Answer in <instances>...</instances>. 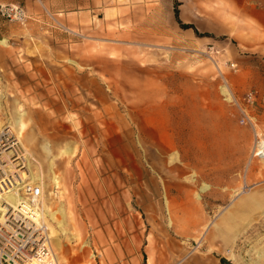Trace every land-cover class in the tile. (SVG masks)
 <instances>
[{
  "label": "rangeland",
  "instance_id": "374dc122",
  "mask_svg": "<svg viewBox=\"0 0 264 264\" xmlns=\"http://www.w3.org/2000/svg\"><path fill=\"white\" fill-rule=\"evenodd\" d=\"M178 1L210 36L162 0L156 40L0 41V129L37 158L61 264H264V0Z\"/></svg>",
  "mask_w": 264,
  "mask_h": 264
},
{
  "label": "crops",
  "instance_id": "0c3cea01",
  "mask_svg": "<svg viewBox=\"0 0 264 264\" xmlns=\"http://www.w3.org/2000/svg\"><path fill=\"white\" fill-rule=\"evenodd\" d=\"M159 1L162 0H0L5 3L22 4L31 16L26 25L0 16V41L7 44L8 40L15 48H25L35 41L49 40L51 37L61 35L58 23L71 31L69 38L71 58L77 56V51L72 50L74 48L90 51L92 44L85 42L82 38L85 35L111 36L116 33L113 30L117 29L119 37L156 40ZM170 3L173 14V1ZM171 24L173 31L176 29V32L190 35L189 28L184 30L177 20L176 26L173 22ZM197 196L200 197V193Z\"/></svg>",
  "mask_w": 264,
  "mask_h": 264
},
{
  "label": "built area",
  "instance_id": "2783aa9c",
  "mask_svg": "<svg viewBox=\"0 0 264 264\" xmlns=\"http://www.w3.org/2000/svg\"><path fill=\"white\" fill-rule=\"evenodd\" d=\"M0 16L22 25L28 24L31 19L25 7L19 3L0 2ZM222 87L231 91L226 78L223 79ZM248 98L253 101V92L248 93ZM248 117L245 113L241 118L242 122H246ZM9 128L5 127L0 132V155H5L2 153L4 150L11 149L12 140L17 141L14 133L3 132ZM257 135L255 154L264 158V146L260 147L259 142L264 137ZM260 150L262 154L259 153ZM8 158H11L10 154L3 156L4 163L10 164L0 166V264H61L52 241V226L56 221L47 215L48 209H56L38 208L45 195L43 183H31L28 178L29 166H23L22 163L14 167L13 161H10L12 158ZM18 183L20 194L17 196L21 199H17L14 204L4 194H11Z\"/></svg>",
  "mask_w": 264,
  "mask_h": 264
},
{
  "label": "bare ground",
  "instance_id": "6f19581e",
  "mask_svg": "<svg viewBox=\"0 0 264 264\" xmlns=\"http://www.w3.org/2000/svg\"><path fill=\"white\" fill-rule=\"evenodd\" d=\"M0 95H1V89H0ZM3 95V94H2ZM1 95V96H2ZM20 117H21V115H20ZM22 118V117H21ZM21 121V120H20ZM14 123H15V120L12 122V124L14 125ZM16 123L17 124H15V126H17L18 127V129L20 130L21 128V126H18V124H19V121L17 120L16 121ZM21 123V122H20ZM1 125V124H0ZM10 126H11V128H9V130H4L3 132H8V133H14L15 135H16V139H17V141L15 140V141H11V149L10 150H4L2 153L3 154H5V155H0V166H6V165H8V164H10L9 162L7 163V164H5L4 163V161H5V159H3V156H6V155H8V154H10L11 155V158L13 157V156H16L15 158H8L10 161H13V165H14V167H16L17 166V164H22L23 163V166H25V165H28L29 166V170H28V177H30L31 178V183H36L37 182V179H40V180H43L44 181V175L42 174V172H39V176H35V174L33 173V171L31 170V166H32V163L34 162L33 161V159L35 160V162L37 163L38 161H37V158H35V155H34V153L31 151V153L33 154V158H32V156H31V154H30V151L28 150V148L26 147V145L24 144V142H23V140H22V138H21V136H20V134H19V132L17 131V129L13 126V125H11V124H9ZM4 128V126H1V129H0V132L2 131V129ZM23 137H24V134H23ZM25 139H27L28 140V136L26 135L25 136ZM260 147H263L264 146V138H260ZM262 151H263V149H262ZM264 152V151H263ZM263 152H261V150L259 151V153H263ZM8 153V154H7ZM4 158H6V157H4ZM20 159V160H19ZM16 164V165H15ZM41 167V166H40ZM21 168V167H20ZM19 168V169H20ZM23 171V170H22ZM40 171H42V170H40ZM22 182H24V181H22ZM20 183H18V184H16L15 185V189L13 190V191H11L12 193L11 194H9V195H7V194H4L5 195V197H6V199H9V200H13V202H14V204H16L17 203V201L19 200V199H21V198H19L17 195H19L20 194V192H19V189H20V187L18 186ZM42 185V184H41ZM43 187H44V184H43ZM10 193V192H9ZM45 194V193H44ZM7 195V196H6ZM1 196H3L2 194H1ZM45 196V195H44ZM18 199V200H17ZM46 198H44L43 199V202H42V200H41V204H40V206L38 205V208H43V206L44 207H46L47 206V202H46V200H45ZM6 208V207H5ZM8 208V207H7ZM46 222H48L47 220H46ZM56 232V231H55ZM55 240H57L56 239V235H55V233H54V231H53V234H52V241H53V246H54V243H55ZM57 243V242H56ZM57 245V244H56Z\"/></svg>",
  "mask_w": 264,
  "mask_h": 264
},
{
  "label": "trees",
  "instance_id": "16d2710c",
  "mask_svg": "<svg viewBox=\"0 0 264 264\" xmlns=\"http://www.w3.org/2000/svg\"><path fill=\"white\" fill-rule=\"evenodd\" d=\"M174 13H175V18L180 23L181 27H183V28H194L196 34L199 35V36H210V34L207 33V32L201 33L196 28V26L194 24L183 22V20H182V18L180 16V9H179V1L178 0L175 1ZM221 261H222L223 264H230V262L224 257L221 258Z\"/></svg>",
  "mask_w": 264,
  "mask_h": 264
}]
</instances>
